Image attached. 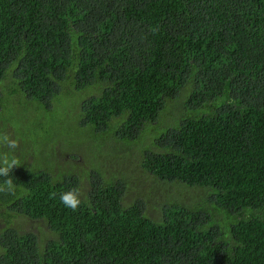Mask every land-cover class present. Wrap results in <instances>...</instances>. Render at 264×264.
Segmentation results:
<instances>
[{
	"label": "trees",
	"instance_id": "16d2710c",
	"mask_svg": "<svg viewBox=\"0 0 264 264\" xmlns=\"http://www.w3.org/2000/svg\"><path fill=\"white\" fill-rule=\"evenodd\" d=\"M67 96L81 127L123 149L87 152V170L61 164L56 144L82 152L66 143L78 129L52 115ZM32 103L67 133L38 135L45 163L16 159L0 264H264V0H0L3 128ZM15 128L18 147L0 153L34 156ZM100 156L119 173L109 179ZM73 187L76 211L59 199ZM18 219L43 222L44 240Z\"/></svg>",
	"mask_w": 264,
	"mask_h": 264
},
{
	"label": "rangeland",
	"instance_id": "374dc122",
	"mask_svg": "<svg viewBox=\"0 0 264 264\" xmlns=\"http://www.w3.org/2000/svg\"><path fill=\"white\" fill-rule=\"evenodd\" d=\"M16 102H18V98H15ZM77 102L80 100V98L75 99ZM75 100L70 99L68 96L67 97H62L58 100H56V106L54 107V110H56V112H53L52 115L54 116L55 119L59 120V121H63V126H64V130L66 129H78L79 132L74 133L76 136L73 137V133L69 132V136H70V140L73 138L72 142H66L69 143L73 146H78L79 144L81 145L82 149H79L82 152H69L68 150L71 149L72 147H68V150H64L62 147V143H58L56 144V149L58 150V159L59 162L61 164H65L67 162H69L70 160L73 161L74 163H77L78 166L80 165L81 168L83 170H87V166H89V161L92 160H87L86 159V153L87 152H92L94 150H97L98 152H103L106 155L105 156H109V154H111V152H119L120 150H122V143L120 144H115L112 140L111 137H109L110 140H106V143H102V136L100 135H95V140L94 138L91 136L90 130H88V128H83L81 127L80 123L78 122L79 118H78V114H79V109L76 111L75 108ZM55 105V102L53 103ZM173 105V103L168 104L167 107L168 109L171 108V106ZM21 108V107H20ZM19 108V109H20ZM22 112H24L26 114V118H16L10 121V124L12 123V126H14L13 128L17 129V133L19 136V140H22V144L20 145V149L23 150L25 152L29 151L30 148H28L27 146L22 147V145L24 144V141H28L33 143L34 145L36 144L38 146V152H33L34 156H22L21 157V153H18V155L15 156V160L17 159L18 161H20L23 164H30L33 163L35 161L36 156H38V159L42 162L45 163L44 160L42 159H46L49 155V153H46V149L44 147V141L42 139V137L39 139L38 135L42 134L50 139H56V135H60L63 136L65 133H67V131H64L62 133H58L59 130V122L56 123V132H54L53 130H51L48 127V124L44 123V120L40 119V118H35V111L33 112L32 110H35V106L32 103L31 107L28 108H22L20 109ZM48 114V113H47ZM46 114V115H47ZM45 115V116H46ZM4 117L2 118V120H0V133L5 130V132L9 135H11L10 137L15 139L14 136V131L12 127L3 128V123H6V120H3ZM3 121V122H1ZM53 133L54 137H51L49 135H47L48 133ZM164 130L160 129V128H156L155 132L152 133L154 136H157L161 133H163ZM147 135L146 137L143 138V140H145L144 144L140 146V148L144 147L143 152H147L150 151V149L152 148V140H148L147 139ZM99 138H101L99 140ZM88 140H91L92 143L88 144ZM27 142V143H28ZM76 144V145H74ZM114 144V145H113ZM125 145H129L130 143H126ZM145 145V146H144ZM1 150V148H0ZM3 152H7L8 148L4 147L3 148ZM22 152V151H20ZM30 152H32V150H30ZM75 160H72V159ZM137 160V158H136ZM99 166H101L102 170L105 172V174L107 175V177L110 179L114 174L119 173L120 168H119V164L118 162L115 160V158H109V157H103L100 156L98 159V164ZM92 166V165H91ZM131 167V164H130ZM81 168H78L81 170ZM98 168V167H96ZM139 170H141L140 168H137V172H139ZM86 172V171H85ZM171 191H167L163 194L160 195V197H153L152 198V204H158V201H160L161 199L164 200L165 198H167L168 193H170ZM172 193V192H171ZM139 195L138 190L135 188V186L131 189V191L129 192V195L127 196V198H129V200L127 201V203L130 205L132 203V201L134 200V198L136 196ZM149 206H151V204L148 203ZM152 207V206H151ZM151 213H155L154 211ZM16 224L18 226L22 225V229H24L27 232H32L34 233L36 236H38L39 238H41V240H44L45 238V231H46V227L43 224V222L41 221H26L23 219H18L16 220Z\"/></svg>",
	"mask_w": 264,
	"mask_h": 264
},
{
	"label": "clouds",
	"instance_id": "9594fccd",
	"mask_svg": "<svg viewBox=\"0 0 264 264\" xmlns=\"http://www.w3.org/2000/svg\"><path fill=\"white\" fill-rule=\"evenodd\" d=\"M4 147L10 150L16 149L18 147L16 139L11 138L9 134L0 135V148ZM16 165L17 161L15 159L9 161L6 153H0V176L7 177L3 186H0V191L6 190L9 193H14L16 191V186L10 178L12 169L16 167ZM84 195L85 194L79 187H73L60 193L59 199L66 208L76 211L80 207Z\"/></svg>",
	"mask_w": 264,
	"mask_h": 264
}]
</instances>
